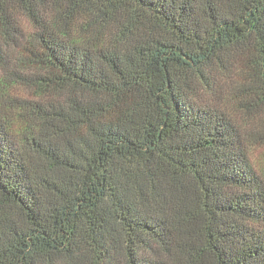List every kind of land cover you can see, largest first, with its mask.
Returning a JSON list of instances; mask_svg holds the SVG:
<instances>
[{"label": "trees", "instance_id": "obj_1", "mask_svg": "<svg viewBox=\"0 0 264 264\" xmlns=\"http://www.w3.org/2000/svg\"><path fill=\"white\" fill-rule=\"evenodd\" d=\"M0 264H264V0H0Z\"/></svg>", "mask_w": 264, "mask_h": 264}]
</instances>
